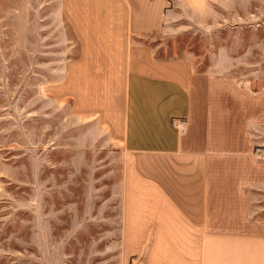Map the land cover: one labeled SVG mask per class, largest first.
<instances>
[{"label":"rangeland","instance_id":"374dc122","mask_svg":"<svg viewBox=\"0 0 264 264\" xmlns=\"http://www.w3.org/2000/svg\"><path fill=\"white\" fill-rule=\"evenodd\" d=\"M51 5L0 0V264H180L179 237L133 220L121 158L73 148L68 101L49 93L69 47ZM219 15L209 34L142 40L200 76L196 144L219 165L211 227L264 234V0H232Z\"/></svg>","mask_w":264,"mask_h":264},{"label":"crops","instance_id":"0c3cea01","mask_svg":"<svg viewBox=\"0 0 264 264\" xmlns=\"http://www.w3.org/2000/svg\"><path fill=\"white\" fill-rule=\"evenodd\" d=\"M231 1L51 5L69 47L66 64L53 70L63 79L46 92L68 101L73 148L121 158L117 188L123 202L134 206L133 220L149 222V236L179 237L180 264H264V234L211 227L210 183L219 165L210 147L196 144L200 76L190 58L159 59L142 40L151 34H209L221 9L231 13ZM175 120L184 122L183 131Z\"/></svg>","mask_w":264,"mask_h":264},{"label":"built area","instance_id":"2783aa9c","mask_svg":"<svg viewBox=\"0 0 264 264\" xmlns=\"http://www.w3.org/2000/svg\"><path fill=\"white\" fill-rule=\"evenodd\" d=\"M173 124L177 127V128H179V130L180 131H183V129H184V122H182V121H179V120H175L174 122H173Z\"/></svg>","mask_w":264,"mask_h":264}]
</instances>
